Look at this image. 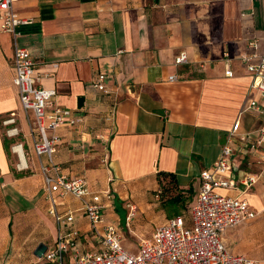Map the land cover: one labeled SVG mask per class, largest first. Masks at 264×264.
Returning <instances> with one entry per match:
<instances>
[{
  "label": "crops",
  "instance_id": "1",
  "mask_svg": "<svg viewBox=\"0 0 264 264\" xmlns=\"http://www.w3.org/2000/svg\"><path fill=\"white\" fill-rule=\"evenodd\" d=\"M15 10L31 21L16 36L0 29V264H45L58 235L41 169L48 158L34 151L13 83L16 46L30 51L37 85L55 89L56 102L82 118L57 130L59 172L85 178L94 194L110 193L106 221L119 227L127 226L129 206L131 222L159 226L175 217L161 208V171L176 175L190 208L201 171L218 159L234 123L240 119L243 132L264 126V113L245 110L251 100L264 106V97L240 59L253 39L264 51V0H17ZM181 52L189 62L177 65ZM100 74L111 93L93 87ZM10 116L21 131L14 138L2 123ZM15 143L23 144L26 169L17 167ZM237 154L232 175L255 174L258 182L220 192L246 199L257 215L223 237L233 254L264 264V149ZM55 195L60 212L81 208L73 196ZM183 216L190 224L189 212ZM74 225L81 252L100 248L80 210Z\"/></svg>",
  "mask_w": 264,
  "mask_h": 264
},
{
  "label": "built area",
  "instance_id": "2",
  "mask_svg": "<svg viewBox=\"0 0 264 264\" xmlns=\"http://www.w3.org/2000/svg\"><path fill=\"white\" fill-rule=\"evenodd\" d=\"M16 2L17 0H0V29L15 36L20 25L31 21L15 10ZM249 47L251 51L243 54L240 59L251 73V89L264 97V51H259L257 39L251 40ZM232 59L229 52H225V73L228 77L234 76ZM188 62L186 52H181L175 58L177 65ZM13 68V83L19 89L23 111L31 131L34 132V151L38 156L46 155L48 158L41 169L50 201L49 213L55 219L58 235L55 245L44 253L45 264H255L254 260L245 255L233 254L226 245L223 234L227 229L254 218L257 213L246 199L224 195L220 189L240 184L245 192L258 182L255 174H244L236 178L232 175V170L238 152L248 155L264 149V126L255 131L243 132L238 119L228 131L218 159L200 173L199 194L188 211L190 224L183 215L172 217L166 224L155 227L149 237L141 238L138 251L130 253L121 246L122 232L119 227L106 221L107 200L111 199V194L100 196L92 193L85 178L65 176L59 172L54 161V154L61 142L57 130L63 126H76L82 122V118L56 102L55 89L37 85L35 62L26 47L16 46ZM170 79L174 80L175 76H170ZM105 80L106 75L100 74L93 82V87L109 94L111 91L104 84ZM250 109L264 113V106L256 100H251L245 110ZM115 113L114 105L105 119L113 120ZM2 123L8 137L20 135L15 116L5 118ZM12 150L19 161L18 169H26L28 166L23 144L15 143ZM51 171H54V175L50 174ZM55 194L61 197L71 195L80 200L79 210L87 217L91 230L99 241L98 250L83 253L78 249L80 232L74 223L79 210L68 208L66 212H60ZM134 211L131 206L126 219L127 226H130Z\"/></svg>",
  "mask_w": 264,
  "mask_h": 264
},
{
  "label": "trees",
  "instance_id": "3",
  "mask_svg": "<svg viewBox=\"0 0 264 264\" xmlns=\"http://www.w3.org/2000/svg\"><path fill=\"white\" fill-rule=\"evenodd\" d=\"M158 182L161 189L160 198L162 205L168 210H174V216L182 215L181 212L186 207L187 198L179 186L176 175L161 171L158 173ZM192 203L193 201L190 204ZM188 207L187 211L189 210Z\"/></svg>",
  "mask_w": 264,
  "mask_h": 264
},
{
  "label": "rangeland",
  "instance_id": "4",
  "mask_svg": "<svg viewBox=\"0 0 264 264\" xmlns=\"http://www.w3.org/2000/svg\"><path fill=\"white\" fill-rule=\"evenodd\" d=\"M239 187H241V185ZM160 194L161 193H159V195ZM161 208L164 209V211L169 216L175 215L174 210H168L165 208V206H162V205H161ZM128 209L129 211H131V206H129ZM186 209H187V206L185 207V209L182 210L181 214L187 215L188 212ZM155 226L156 225L146 224L143 221L136 220L135 222H131L130 231H129V227H127L126 225L120 224V227L119 226L118 227L122 232V240H121L122 248L130 253H136L138 250V243L140 239L143 237H149L152 234L153 230L155 229Z\"/></svg>",
  "mask_w": 264,
  "mask_h": 264
}]
</instances>
